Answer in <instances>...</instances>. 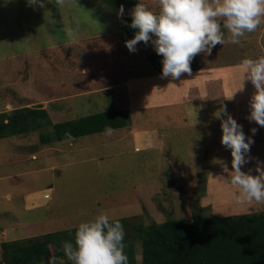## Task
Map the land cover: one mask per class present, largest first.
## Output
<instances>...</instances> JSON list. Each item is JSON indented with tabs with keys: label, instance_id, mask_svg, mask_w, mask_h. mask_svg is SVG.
<instances>
[{
	"label": "rangeland",
	"instance_id": "obj_1",
	"mask_svg": "<svg viewBox=\"0 0 264 264\" xmlns=\"http://www.w3.org/2000/svg\"><path fill=\"white\" fill-rule=\"evenodd\" d=\"M144 2L148 5L150 1ZM0 5V112L43 103L53 121L60 122L113 106L129 107L125 96L118 92L122 91L120 86H116L117 90L103 89L110 80L119 82L127 74L125 66L120 64L117 68L118 63L110 60L104 37H99L101 33L112 34L121 29L116 0H63L61 5L46 0L43 8L35 9L26 6V0H0ZM10 25L15 27L8 31ZM263 29L257 31L255 38L257 51L264 45ZM144 45L143 41L138 42L137 48ZM55 47H59L56 52ZM83 49L90 54L87 59L93 61L92 68L81 59L86 58ZM152 49L151 46L148 52L154 53ZM141 51L139 55H144L146 49ZM125 52L130 54L129 49ZM65 54L81 62L63 59ZM146 57L140 67L145 72L154 67ZM63 64L79 71L62 76L58 70ZM49 68L57 71L49 72ZM86 75L88 78L82 80ZM192 81L191 90L197 96H213L205 87L197 89L203 82L210 85L205 79L193 74L184 83ZM211 103L210 108L215 105ZM244 109L241 105L236 110V120L248 116ZM240 123L247 136L253 135L252 127L260 126L249 120ZM48 128L52 130V126ZM124 128L116 137L97 133L48 143L41 142L40 130L0 138V264H4V239L70 229L101 211H107L114 219L138 214L149 224L151 220L144 217L145 213L161 222L167 218L163 210L166 205L179 217H189L195 206L205 215L257 210L251 206L253 201L246 208L220 198L217 182L225 181L227 176L221 161L230 167L232 156L230 149L218 148L217 153V148L212 147L206 137L212 127L206 132L187 125L176 137L163 139L171 147L160 149L157 141L149 143L150 147L136 148ZM221 131L220 127L218 133ZM257 136L263 137L259 130L254 139ZM194 142L199 146L193 148ZM257 146L250 147L248 154L251 159L255 156V162L264 161V141ZM213 155L215 160L211 164ZM206 172L209 178L204 183L200 178ZM238 191L237 186L232 187L230 198H236ZM33 192L44 194L30 202L29 194ZM140 250L141 245L137 264L142 262ZM53 255L51 249L50 256ZM62 259L64 264L72 263Z\"/></svg>",
	"mask_w": 264,
	"mask_h": 264
},
{
	"label": "trees",
	"instance_id": "obj_2",
	"mask_svg": "<svg viewBox=\"0 0 264 264\" xmlns=\"http://www.w3.org/2000/svg\"><path fill=\"white\" fill-rule=\"evenodd\" d=\"M149 1L147 6L153 11H159V0ZM116 2L118 9L120 5H123L125 12L130 13L138 0H116ZM139 2L146 4L144 0H139ZM129 13H125L123 17V20L128 23L131 21ZM120 26L119 32L99 35V37H104V44L107 45L106 49L111 56L121 54L127 47L125 41L131 39L136 31L127 23L122 22L121 18ZM14 27L10 25L8 31ZM227 37L231 40V35ZM235 44L237 45V43L225 41L223 45L217 44L211 54L198 53L191 61V69L197 70L205 64L216 66L227 62L237 63L246 57L260 56L245 53V56H242V49ZM54 49L53 51L56 52L59 47ZM84 53L86 58L79 57L92 68L90 64L93 61L87 59L90 54L86 51ZM57 55L60 56L58 53ZM62 58L76 62L75 64L81 62V59L76 61L67 54ZM148 59L161 74L162 57L155 52L150 53ZM69 66L71 65L63 64L58 70L60 75L71 76L72 70L79 71L76 67L70 69ZM50 70L57 71L55 68H49V72ZM47 73L48 70L45 72L46 76ZM86 78H88L87 75L82 80ZM22 99L26 98L22 97ZM131 122L132 115L129 109L113 107L78 118L54 122L49 109L40 103L1 111L0 138L40 130L41 142L48 143L104 133L106 126L114 129L111 136L116 137L117 132L130 125ZM51 126L52 130L46 129ZM200 179L205 182V174ZM163 210L167 213V218L161 222L149 216L148 213H145L144 217L150 218L149 224L144 223L138 214L118 218L125 230L124 250L128 256V264H137L140 245L141 264H264V210L233 215L217 213L205 215L199 213L195 206L189 217H179L176 212L173 213L168 209V205ZM76 227L26 238L4 239L1 243L4 264H41L50 257L51 249H54V256L67 259L62 251V242H75Z\"/></svg>",
	"mask_w": 264,
	"mask_h": 264
},
{
	"label": "clouds",
	"instance_id": "obj_3",
	"mask_svg": "<svg viewBox=\"0 0 264 264\" xmlns=\"http://www.w3.org/2000/svg\"><path fill=\"white\" fill-rule=\"evenodd\" d=\"M55 2L61 5L63 0ZM45 3L46 0H26V6L34 9L43 8ZM159 6V11H153L138 0L129 13L130 23L123 20V5L117 16L136 30L134 36L125 41L129 51L136 52L138 42H150L162 57V77L173 79L180 78L182 73H191V61L198 53L211 54L217 44L225 43L222 27L230 32L231 42L238 43L240 37L255 31L264 19V0H159ZM239 67L245 80H250L255 88L246 118L264 126V56L246 57ZM214 116L221 121V143L231 150V169L227 163H221L227 173L223 177L239 189L235 193L237 202L264 203V161L257 162L255 175L252 169L246 172L241 167L251 159L247 154L258 129L252 127L253 135L247 136L243 125L228 112L223 102ZM113 131L111 126H106L104 134L111 135ZM124 236L121 220L101 211L94 218L78 223L75 242H62V251L72 264H128ZM41 264H64V261L53 255Z\"/></svg>",
	"mask_w": 264,
	"mask_h": 264
},
{
	"label": "crops",
	"instance_id": "obj_4",
	"mask_svg": "<svg viewBox=\"0 0 264 264\" xmlns=\"http://www.w3.org/2000/svg\"><path fill=\"white\" fill-rule=\"evenodd\" d=\"M263 26L264 19H262L258 29L253 32H246L244 36L239 38V42L235 45L242 49V56H245V54L264 56V45H261L262 50L257 51V39H255L257 33H259L257 31H261ZM222 30L225 33V41H231L227 37V35H231L230 32L223 27ZM261 33L264 34V29ZM101 34L103 35L107 33ZM151 46V43H148L137 48L140 50L139 53L142 52V49H146L144 55H139V53L130 51V54H127L125 52V50H128L127 47L119 55H107L110 60L118 63L115 64L117 68L120 67V64L125 66L127 74L119 82L110 80L109 85L106 87L101 86V88L104 87L103 89L112 88L117 90V85L122 88V91L118 90V92H121V94L125 96L127 99L126 102L129 105L128 108L125 107L123 109H129L132 115L131 124L124 129L130 133L135 143V147H150L148 144L154 141H157L158 145H160L159 149L161 147H171V143L169 141L165 142L163 139L167 137H176L185 126L193 125L196 128V131L205 130L207 132V128L212 127L209 130V135L206 137L211 142L212 147L217 148L215 151L219 153L218 148H224L225 146L221 143L222 131L218 133L221 121L214 116L215 111L221 106V102H223L227 105L228 112L231 113L235 119L236 110H238L241 105L245 108L244 112H248L247 114H249V100L252 93L255 91L254 85L251 81L248 79L245 80L243 71L239 67L240 62H227L216 66H208V64H205L197 70H192L191 73H182L180 78L173 79L171 77H162L155 67L147 69V72L140 69L141 65H143L141 64L143 57L147 56L146 59H148V55L150 54L148 51L151 49ZM151 51L154 53L156 52L154 49ZM193 74L205 79V81L210 84L208 86L203 82L197 87V89L201 90L202 87H205L206 92L213 94V96H197L193 93L194 89L191 90L193 88V81L191 83L187 82L188 84L185 85L184 81H187V76ZM242 87L243 89L238 90ZM211 102L215 103L212 108H210L212 105ZM113 108L119 107L113 106ZM224 118H226V116ZM245 120L248 119L245 118L242 121H237L240 123ZM257 129L263 137L257 136L251 147H258L257 145L261 141H264V126H257ZM194 144L196 145H194L193 148L199 146L196 142H194ZM203 156L206 157V155H201V157ZM205 159H207V157ZM252 159L256 160L255 156H252ZM252 159L248 160L245 168H242V170L247 172L249 169H252V174L255 175L257 174L255 171L257 162ZM214 160L215 156L213 155L209 163L212 162L211 164H214ZM231 166L232 165H230L229 168H231ZM208 175V172H206L204 183L207 182L209 178ZM217 183L220 185L218 190L220 198L233 205H245L246 208H249L247 205L249 202L241 204L237 202L236 198H230V196H232L231 188L236 186L229 184L226 178L225 181L219 180ZM34 193L36 192L29 194L28 200L30 202H34L36 198H39L44 194L43 192L37 194ZM189 199H191V197H189ZM251 206H254L257 210L263 209L262 207H264V203L253 201Z\"/></svg>",
	"mask_w": 264,
	"mask_h": 264
}]
</instances>
